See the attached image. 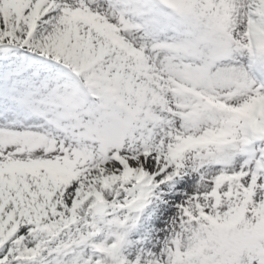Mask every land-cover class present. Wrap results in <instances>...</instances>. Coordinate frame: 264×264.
I'll list each match as a JSON object with an SVG mask.
<instances>
[{
	"label": "snow or ice",
	"instance_id": "6c2138e0",
	"mask_svg": "<svg viewBox=\"0 0 264 264\" xmlns=\"http://www.w3.org/2000/svg\"><path fill=\"white\" fill-rule=\"evenodd\" d=\"M0 264H264V0H0Z\"/></svg>",
	"mask_w": 264,
	"mask_h": 264
}]
</instances>
